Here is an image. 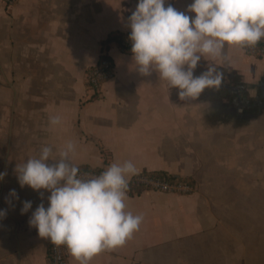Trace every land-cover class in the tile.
Segmentation results:
<instances>
[{"label": "crops", "instance_id": "0c3cea01", "mask_svg": "<svg viewBox=\"0 0 264 264\" xmlns=\"http://www.w3.org/2000/svg\"><path fill=\"white\" fill-rule=\"evenodd\" d=\"M190 2L166 0L191 18ZM135 4L0 0V264H49L45 237L28 224L48 192L20 186L15 165L69 139L78 166L128 159L137 172L193 184L188 193L128 192L127 209L142 215L138 230L87 264H264V56L226 44L223 59L201 57L193 69L223 64L219 87L181 99L155 70L140 74L131 53L111 45L115 73L92 95L84 70L109 32L129 31ZM50 115L60 123L50 124ZM23 200L32 204L21 213ZM66 251L69 264H79Z\"/></svg>", "mask_w": 264, "mask_h": 264}, {"label": "clouds", "instance_id": "9594fccd", "mask_svg": "<svg viewBox=\"0 0 264 264\" xmlns=\"http://www.w3.org/2000/svg\"><path fill=\"white\" fill-rule=\"evenodd\" d=\"M194 13L177 10L166 0H136L127 17L131 59L142 75L155 70L168 86L178 89L181 99L195 98L206 87H219L222 72L216 65L193 74L201 57L224 58L226 44L255 45L264 38V0H191ZM49 123H60L50 115ZM73 140L62 146L41 145L38 154L15 165L20 186L47 190L32 210L28 224L39 236L64 245L70 255L87 261L104 249L123 245L138 230L142 215L127 209L128 181L137 172L128 159L111 162L100 172L83 175L72 161ZM51 161V162H49ZM4 171H0L3 179ZM42 195V193H38ZM9 195L17 198L15 189ZM21 201L20 212L31 207ZM5 209L0 208V218Z\"/></svg>", "mask_w": 264, "mask_h": 264}, {"label": "built area", "instance_id": "2783aa9c", "mask_svg": "<svg viewBox=\"0 0 264 264\" xmlns=\"http://www.w3.org/2000/svg\"><path fill=\"white\" fill-rule=\"evenodd\" d=\"M17 0H3L6 6H10ZM123 35L113 42V46L117 48L122 53L130 52V40L128 39L129 31H122ZM241 46V45H240ZM246 54L252 56H264V38H261L255 45H245L241 46ZM109 49L100 47L98 58L92 65L88 66L84 70V82L86 89L94 94L100 92V88L104 82L113 77L115 70L113 66L112 58L108 52ZM81 174L87 176L91 174H96L102 170L80 167ZM192 184L185 178H166L154 172L140 171L132 175L128 181L127 192H136L138 189H150L162 192H172V193H188L192 190ZM46 243V257L49 264H69L67 258V251L64 245H55L50 242L48 238L45 237Z\"/></svg>", "mask_w": 264, "mask_h": 264}, {"label": "trees", "instance_id": "16d2710c", "mask_svg": "<svg viewBox=\"0 0 264 264\" xmlns=\"http://www.w3.org/2000/svg\"><path fill=\"white\" fill-rule=\"evenodd\" d=\"M123 32L119 31V30H113L111 32H109L106 36V38L101 42L103 48L109 49V47L113 44V42H116V39L119 36H122ZM106 160V159H105ZM82 168H90L87 165H79ZM94 169H101L99 167H93ZM156 174H159L161 176H165L166 178H170V179H174V178H178L177 176L165 173L163 171H153ZM187 181H189L192 184V179L191 178H185ZM193 185V184H192ZM140 189H138L137 191H139Z\"/></svg>", "mask_w": 264, "mask_h": 264}]
</instances>
